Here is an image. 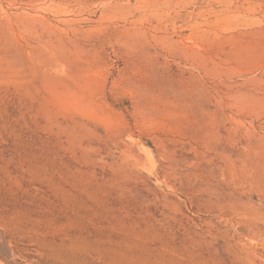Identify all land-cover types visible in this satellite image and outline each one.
Listing matches in <instances>:
<instances>
[{"label": "rangeland", "instance_id": "rangeland-1", "mask_svg": "<svg viewBox=\"0 0 264 264\" xmlns=\"http://www.w3.org/2000/svg\"><path fill=\"white\" fill-rule=\"evenodd\" d=\"M0 264H264V0H0Z\"/></svg>", "mask_w": 264, "mask_h": 264}]
</instances>
